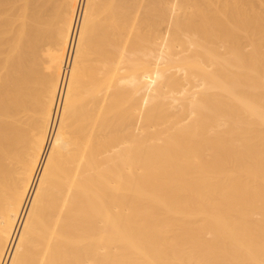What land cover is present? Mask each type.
<instances>
[{
    "label": "bare ground",
    "instance_id": "obj_1",
    "mask_svg": "<svg viewBox=\"0 0 264 264\" xmlns=\"http://www.w3.org/2000/svg\"><path fill=\"white\" fill-rule=\"evenodd\" d=\"M0 264H264V0H0Z\"/></svg>",
    "mask_w": 264,
    "mask_h": 264
}]
</instances>
